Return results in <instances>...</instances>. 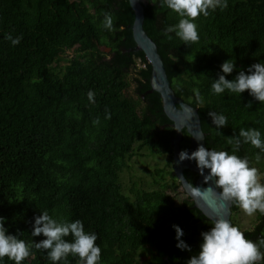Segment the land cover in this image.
<instances>
[{
	"label": "trees",
	"instance_id": "16d2710c",
	"mask_svg": "<svg viewBox=\"0 0 264 264\" xmlns=\"http://www.w3.org/2000/svg\"><path fill=\"white\" fill-rule=\"evenodd\" d=\"M147 2L144 31L175 95L197 108L206 147L246 156L264 174V154L256 161L259 150L243 142L237 150L233 138L241 127L264 134V103L247 90L241 96L210 90L224 61L236 62L229 80L264 62V0H228L223 11L198 16L199 40L190 44L175 33L165 37L163 29L180 17L159 0ZM104 12L112 14V31L102 27ZM133 22L128 0H0V217L9 234L26 242L44 238L31 236L40 211L79 219L85 231L97 234L101 264H186L211 222L182 210L193 203L173 174L175 132L160 95L147 94L151 66L136 50ZM8 35L22 39L12 46ZM193 89L201 94L199 105ZM89 90L95 103L87 99ZM210 110L223 113L227 125L215 128ZM189 144L184 130L181 151ZM150 156L168 158L165 169L153 171V182H125L132 160ZM184 175L195 184L196 174ZM239 211L233 204L236 226ZM256 216L255 229L246 232L253 242L264 234V215ZM173 225L183 229L191 251L176 247ZM65 239L71 241V234ZM68 262L78 264V258L69 255ZM4 264L14 262L4 257ZM23 264L51 262L45 250L33 249Z\"/></svg>",
	"mask_w": 264,
	"mask_h": 264
},
{
	"label": "clouds",
	"instance_id": "9594fccd",
	"mask_svg": "<svg viewBox=\"0 0 264 264\" xmlns=\"http://www.w3.org/2000/svg\"><path fill=\"white\" fill-rule=\"evenodd\" d=\"M151 2L154 3L155 0ZM159 2L162 7H167L180 17L178 23L167 26L162 34L171 39L169 34L175 33L184 44L199 40L195 18L201 15L207 17L210 10L223 11L228 6V0H159ZM102 15V27L112 31V14L104 12ZM6 39L15 46L20 43L22 37L13 38L8 35ZM235 68V59H228L220 65L222 74L218 73V78L213 79L210 85L212 94L221 95L227 91L241 96L247 90L256 101L264 103V62L254 63L247 68V72L239 70L233 79H227L226 76ZM86 95L90 103H95V93L92 90ZM193 96L197 105L202 103L198 89H193ZM251 106L249 103L246 107ZM208 115L215 128L221 129L227 125V117L223 113L210 110ZM105 118H110L107 109ZM98 123L99 118L93 120L94 125ZM194 138L199 141L203 139V135ZM233 138L237 150L241 142L250 144L259 150L255 156L256 161L261 160V154H264V134L259 129L241 127L238 137ZM184 160L195 161L205 184L215 178V188L209 187L204 191L189 185L194 196L206 198L208 192H213L218 197L220 209H224L226 204L231 202L241 208L245 215L252 216L257 212L264 215V182L258 169L251 166L246 156L240 157L235 152L217 151L199 144L191 153L187 150L179 153V161ZM216 189H219L218 193ZM231 221L227 218V213L217 215L211 221L209 230L201 233L199 251L187 259L186 264H264V234L253 242L245 237L246 232ZM172 227L175 230L176 247L182 251H191V247L181 239L184 235L183 229L179 225ZM69 234L72 236L71 241L65 239ZM41 235L44 238L39 241L26 242L19 234H9L5 227V218L0 217V264H4V257L14 264H23L25 259L33 254V249L45 250L51 264H69V255L77 257L78 264H101V248L95 243L98 239L97 234L85 231L83 222L79 219L74 221L57 219L47 210L40 211L34 218L31 236Z\"/></svg>",
	"mask_w": 264,
	"mask_h": 264
},
{
	"label": "water",
	"instance_id": "95a60500",
	"mask_svg": "<svg viewBox=\"0 0 264 264\" xmlns=\"http://www.w3.org/2000/svg\"><path fill=\"white\" fill-rule=\"evenodd\" d=\"M128 1L130 10H132L134 14V22L131 30L136 44V50L144 53L151 66V89L147 92V94L156 92L160 95L162 99V111L172 122V129L175 132V136L170 142L172 146L173 174L178 180L181 190L192 200L193 208L197 209L203 217L211 222L217 215L227 213V218L231 221L233 203L228 202L224 209H220L218 207V197L216 194L208 192L206 194V198H199L193 195L192 188L189 187L191 184L187 181L184 175L186 171L197 175L195 184L191 185L192 187H199L201 191H204L209 187L215 188V178L205 184L204 178L200 174L194 161H179V153L181 152L180 144L182 142L184 130L190 139L189 148L187 150L189 153L196 150L199 144H203L206 147L205 134L202 131L200 116L197 112V108H193L192 106L186 104L183 99L175 95L171 88L165 65L158 53V48L153 40L150 39L144 31L143 7L147 6V0H132V3H130V0ZM201 134L203 135V139L198 141L194 138ZM205 173H207V170H205ZM218 191L219 189H216V193H218ZM245 237H247L246 233Z\"/></svg>",
	"mask_w": 264,
	"mask_h": 264
},
{
	"label": "rangeland",
	"instance_id": "374dc122",
	"mask_svg": "<svg viewBox=\"0 0 264 264\" xmlns=\"http://www.w3.org/2000/svg\"><path fill=\"white\" fill-rule=\"evenodd\" d=\"M104 52L109 53V49L101 48ZM73 51L69 52V55H72ZM133 94V89L131 91ZM168 161V158L165 157H154L150 156L148 158H134L131 162L132 166V171L129 173H126L125 175V182H128L129 180L136 178V177H141L145 182H153V171L158 168V169H165L166 168V163ZM264 169V167H263ZM259 173L261 174V180L263 181V176L264 174L260 172V169H258ZM135 173L134 175H132ZM131 178V179H130ZM180 193H183L181 189H179ZM184 194V193H183ZM181 196V195H180ZM182 197V196H181ZM237 226L239 229H241L244 232H251L255 229L257 225V216L256 214L252 216L245 215L243 210L240 208V211L237 213Z\"/></svg>",
	"mask_w": 264,
	"mask_h": 264
},
{
	"label": "flooded vegetation",
	"instance_id": "af4514ba",
	"mask_svg": "<svg viewBox=\"0 0 264 264\" xmlns=\"http://www.w3.org/2000/svg\"><path fill=\"white\" fill-rule=\"evenodd\" d=\"M151 187V186H150ZM151 188H153V187H151ZM192 201V200H191ZM193 203V202H192ZM182 210H183V212H188V217H191V215H192V213L195 211H197V214H199V215H201L200 214V212L197 210V209H195V208H193V204H192V206L191 207H189V208H187L186 206H184V207H182ZM190 211V212H189Z\"/></svg>",
	"mask_w": 264,
	"mask_h": 264
}]
</instances>
